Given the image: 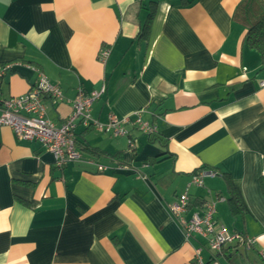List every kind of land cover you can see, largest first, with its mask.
<instances>
[{
  "label": "crops",
  "instance_id": "crops-1",
  "mask_svg": "<svg viewBox=\"0 0 264 264\" xmlns=\"http://www.w3.org/2000/svg\"><path fill=\"white\" fill-rule=\"evenodd\" d=\"M263 12L264 0H0V64H14L0 102L27 93L35 68L62 89L44 100L57 125L81 88L101 93L93 119L143 110L156 127L113 138L78 126L84 161L60 169L0 126V264H207V242L186 241L170 214L186 190L188 217L215 202L217 229L256 240L227 245L220 264H264V67L246 38ZM201 171L216 175L188 187Z\"/></svg>",
  "mask_w": 264,
  "mask_h": 264
},
{
  "label": "built area",
  "instance_id": "built-area-1",
  "mask_svg": "<svg viewBox=\"0 0 264 264\" xmlns=\"http://www.w3.org/2000/svg\"><path fill=\"white\" fill-rule=\"evenodd\" d=\"M109 49H103L100 59L105 62L109 56ZM14 64H0V80L12 70ZM38 79L33 87L25 94L13 96L0 102V126L10 127L20 139L40 143L54 156V164L57 168H64L71 163L83 162V157L77 147L76 128L94 129L101 133H107L113 138L128 136L126 126L132 124L141 134L152 135L156 133V127L143 120V110L134 113V120L125 117L117 120L110 117L108 123H102L91 116L93 103L100 98V92L84 94L79 89L78 96L72 102V113L59 125L47 117V109L44 103L46 98L54 101H62L64 95L59 85L54 84L40 70ZM264 86V81L261 83ZM130 149L135 144L129 140ZM97 167L98 172L110 169L99 163L89 162ZM121 169V167H120ZM216 175L214 171H201L193 175L188 187L192 184L202 186L203 177ZM190 197L188 191L178 196L176 201L170 205L172 219L178 223L182 233L189 241L193 236H199L207 242V248L212 253L211 261L207 264H220L218 257L227 245L243 246L246 250L251 249L256 240L240 232L229 233L224 228L217 229L216 203L210 202L204 205L202 212H194L188 217ZM201 249L196 251V257L200 259Z\"/></svg>",
  "mask_w": 264,
  "mask_h": 264
},
{
  "label": "trees",
  "instance_id": "trees-1",
  "mask_svg": "<svg viewBox=\"0 0 264 264\" xmlns=\"http://www.w3.org/2000/svg\"><path fill=\"white\" fill-rule=\"evenodd\" d=\"M241 7L243 8V5H241ZM244 8L246 7L244 6ZM246 38L249 42V45L258 51L262 60V65L264 67V12L259 14L257 17H254V20L249 23V29ZM260 185L262 194L264 196V175L260 178ZM231 190L233 192V195L230 199V202L232 203V210L234 212L243 211V204L240 196L232 185Z\"/></svg>",
  "mask_w": 264,
  "mask_h": 264
}]
</instances>
